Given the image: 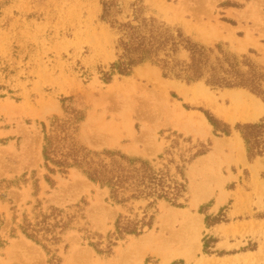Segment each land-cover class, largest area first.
<instances>
[{
  "label": "rangeland",
  "instance_id": "rangeland-1",
  "mask_svg": "<svg viewBox=\"0 0 264 264\" xmlns=\"http://www.w3.org/2000/svg\"><path fill=\"white\" fill-rule=\"evenodd\" d=\"M101 1L0 0V180L10 182L0 186V264H49L53 254L59 264H264V156L249 160L244 143L241 152L231 145L240 136L234 126L263 117L264 101L245 89H210L202 82L164 78L151 64L104 83L98 68L115 60L116 37L100 18ZM134 1L113 0V16L131 20ZM143 4L142 15L179 27L201 43L221 44L264 68V0ZM185 57L181 52L180 58ZM127 88L130 92H122ZM70 96L66 104L86 114L78 139L93 150L118 149L158 160L178 135L210 142L209 151L186 171L187 202L182 207L159 202L148 210L151 227L118 240L109 256L89 245L83 228L105 236L114 230L118 214L126 212L79 171L50 173L43 165L41 122L48 125L54 115H62L61 99ZM257 105L263 111L251 119ZM204 110L229 124L230 134L215 135ZM124 114L133 137L121 130L118 141H96L90 123L119 122ZM201 115L209 128L198 123ZM45 175L53 180L50 185ZM49 205L70 213L78 205L84 219L46 252L11 229L23 213ZM219 212L221 221L205 223V216ZM143 235H150V241L137 245ZM208 237L215 242L206 253Z\"/></svg>",
  "mask_w": 264,
  "mask_h": 264
},
{
  "label": "trees",
  "instance_id": "trees-1",
  "mask_svg": "<svg viewBox=\"0 0 264 264\" xmlns=\"http://www.w3.org/2000/svg\"><path fill=\"white\" fill-rule=\"evenodd\" d=\"M101 5L100 18L110 25L116 37L115 60L107 68H98L104 83H110L114 75L128 76L134 68L151 64L160 69L164 78L187 84L202 82L210 89H245L264 101V68L246 55H238L221 44L201 43L179 27L142 15L146 7L143 0L131 3L133 18L125 22L113 16V0H102ZM181 52L186 53L185 58H180ZM4 70L6 72V68ZM71 99V96L61 99L62 115H54L48 125L41 122L43 165L50 173L79 171L91 183L106 189L108 200L126 212L118 214L114 230L105 236L83 228L89 245L96 252L109 256L118 240L127 235L138 236L145 227H151L148 210L159 202L177 207L187 202L186 171L195 159L209 151L210 142H193L191 137L178 135L158 155V160L118 149L93 150L78 139L86 114L83 109L66 104V100ZM203 114L215 135L230 134L229 124L205 110ZM234 129L242 138L249 160L264 156V116L254 122L237 123ZM45 180L49 185L53 182L48 175ZM7 182L0 180V186ZM2 197L0 193V199ZM81 211L78 205L72 213L54 205L45 209L37 206L31 214L23 213L11 232L18 230L49 252L62 242L69 230L76 228L77 220L84 219ZM221 217L220 212L216 216H205V223L215 224L222 220ZM211 242L215 240L208 237L203 243L206 253ZM3 243L0 240V247ZM49 264H59V258L53 254Z\"/></svg>",
  "mask_w": 264,
  "mask_h": 264
},
{
  "label": "bare ground",
  "instance_id": "bare-ground-1",
  "mask_svg": "<svg viewBox=\"0 0 264 264\" xmlns=\"http://www.w3.org/2000/svg\"><path fill=\"white\" fill-rule=\"evenodd\" d=\"M153 72V71H152ZM154 75H157V73H154ZM157 83H158V78L156 79ZM126 82V81H125ZM119 88V86H118ZM130 88V87H129ZM129 88H127L126 90L123 89L122 92H130L129 91ZM121 91H117V92H114L116 95H118ZM115 95V96H116ZM258 106V105H257ZM128 108V107H126ZM258 108V107H256ZM260 108V107H259ZM122 111V110H121ZM124 112V111H123ZM260 112H262V109L261 110H256V111H252L249 115V117L252 119V117H255L257 115L260 114ZM119 114L121 115V113L119 112ZM129 118L126 117V114L122 115V119L119 121V122H105V121H101V122H98L97 124H92L90 123V125L92 126V130L94 131V135H95V139L96 141L98 140L99 142L101 143H113L115 142L119 136H120V132L121 130H124L128 133V135H131L132 136V127H131V124L129 123ZM195 119V118H194ZM198 123L200 124V126H202L203 124L206 125L207 128L210 127V125L207 123L206 119L204 116H200V118L198 119ZM183 121V120H182ZM196 121V120H195ZM189 122V121H188ZM88 123V122H87ZM89 124V123H88ZM197 124V122H196ZM184 126V125H183ZM134 132V131H133ZM135 135V134H134ZM144 136L146 135L145 133L143 134ZM130 136V137H131ZM123 137V136H122ZM133 137V136H132ZM118 141V140H117ZM98 142V143H99ZM135 142V140H134ZM223 141H219L215 148H219L221 143ZM97 143V142H96ZM231 145L233 148L237 149L238 151L241 152L244 151V147H243V142H242V139L239 135H237L235 137V139L233 141H231ZM244 153V152H243ZM204 157V156H203ZM105 190V189H104ZM106 191V190H105ZM207 196H203V195H200L198 198L199 199H202V198H205ZM150 236V235H149ZM149 236H142L141 238H139L136 243L137 245H145L146 242H149L150 241V238H148ZM152 237V236H151ZM183 237V236H182ZM182 240V239H181ZM184 240V239H183ZM17 246V245H16Z\"/></svg>",
  "mask_w": 264,
  "mask_h": 264
},
{
  "label": "crops",
  "instance_id": "crops-1",
  "mask_svg": "<svg viewBox=\"0 0 264 264\" xmlns=\"http://www.w3.org/2000/svg\"><path fill=\"white\" fill-rule=\"evenodd\" d=\"M256 107H258V108H256ZM254 109H252V111H256V110H261L262 109V107L261 106H256ZM260 107V108H259ZM263 111V110H262ZM261 113V112H260ZM243 156H244V154H242V156H241V158H243ZM254 251H256V250H253V251H250V253H252V252H254ZM169 259V258H168ZM167 259V260H168ZM167 260H165V261H167Z\"/></svg>",
  "mask_w": 264,
  "mask_h": 264
}]
</instances>
